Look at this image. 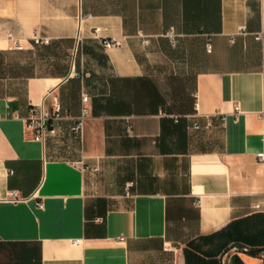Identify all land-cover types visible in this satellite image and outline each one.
Listing matches in <instances>:
<instances>
[{
	"label": "crops",
	"instance_id": "1",
	"mask_svg": "<svg viewBox=\"0 0 264 264\" xmlns=\"http://www.w3.org/2000/svg\"><path fill=\"white\" fill-rule=\"evenodd\" d=\"M0 52V264L264 263V0H0Z\"/></svg>",
	"mask_w": 264,
	"mask_h": 264
},
{
	"label": "built area",
	"instance_id": "2",
	"mask_svg": "<svg viewBox=\"0 0 264 264\" xmlns=\"http://www.w3.org/2000/svg\"><path fill=\"white\" fill-rule=\"evenodd\" d=\"M166 36L169 38L172 45H175L176 43V33L173 29H169L166 32ZM259 37V35L257 36ZM78 38V35H77ZM43 41L47 42V39H36V42ZM144 43H147V39H143ZM101 43L104 47H111L114 45H117L119 43V40L115 38H107L103 37L101 38ZM22 45L14 44L13 49H22ZM207 50L210 51L211 45L209 42H207ZM192 97L194 99V105H196V93H192ZM82 101L85 102L88 99L87 95H82ZM235 111H238V106H234ZM89 109L86 105H83L81 108V115L79 119L71 126V130L78 134L80 131V121L81 118L88 113ZM62 108L58 101L54 100L52 101L50 107L45 106L43 103L40 105H30L28 109V113L25 117L26 127L31 131L33 139L40 141L41 143H45L46 139L54 135L56 133L55 128V122L61 118L62 116ZM264 120V117H263ZM256 156L259 160H264V151H260L256 153ZM132 185V182H126V191L125 194H130L129 187ZM5 198L11 199V200H18L21 198V195L17 189H11L6 191ZM41 206V204H39ZM255 207L258 208L259 204L256 203Z\"/></svg>",
	"mask_w": 264,
	"mask_h": 264
},
{
	"label": "rangeland",
	"instance_id": "3",
	"mask_svg": "<svg viewBox=\"0 0 264 264\" xmlns=\"http://www.w3.org/2000/svg\"><path fill=\"white\" fill-rule=\"evenodd\" d=\"M6 55V54H5ZM14 56V55H13ZM9 56L0 57V59L8 61ZM26 55L23 53L16 54L15 58L19 59L20 61H24L26 59ZM11 71H9V67L7 64L0 63V95H7L9 92L13 91L15 87H21V83H16L17 81L14 79L8 78L7 75H10ZM21 74H25V70H21Z\"/></svg>",
	"mask_w": 264,
	"mask_h": 264
},
{
	"label": "water",
	"instance_id": "4",
	"mask_svg": "<svg viewBox=\"0 0 264 264\" xmlns=\"http://www.w3.org/2000/svg\"><path fill=\"white\" fill-rule=\"evenodd\" d=\"M250 253H254V252H258V251H264V249H256V248H254V249H249L248 250ZM264 264V263H263Z\"/></svg>",
	"mask_w": 264,
	"mask_h": 264
},
{
	"label": "trees",
	"instance_id": "5",
	"mask_svg": "<svg viewBox=\"0 0 264 264\" xmlns=\"http://www.w3.org/2000/svg\"><path fill=\"white\" fill-rule=\"evenodd\" d=\"M0 57H4V54L0 52ZM3 59H0V63H2Z\"/></svg>",
	"mask_w": 264,
	"mask_h": 264
}]
</instances>
